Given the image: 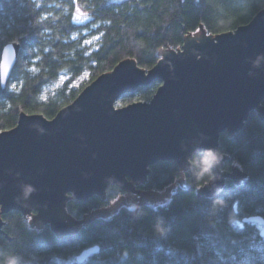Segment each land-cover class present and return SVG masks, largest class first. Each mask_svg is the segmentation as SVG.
<instances>
[{"label": "trees", "instance_id": "obj_1", "mask_svg": "<svg viewBox=\"0 0 264 264\" xmlns=\"http://www.w3.org/2000/svg\"><path fill=\"white\" fill-rule=\"evenodd\" d=\"M262 10L264 0H0V60L7 44H20L6 88L0 80V132L13 129L23 113L53 119L125 60L148 71L162 51L181 49L188 36L200 35L201 27L210 37L234 32ZM86 74L89 82L72 86ZM161 84L156 80L140 87L127 100L151 101ZM217 150L227 158L222 171L236 166L245 177L237 184L225 179L213 197L197 195L213 178H198L191 164L184 170L166 160L151 166L137 189L174 187L168 203H141L137 209L122 205L113 216L91 219L72 235L60 238L49 225L34 228L16 210L2 213L0 264L10 259L78 264L76 257L94 246L98 254L83 264H264L260 227L242 222L264 218V121L252 112L238 133L220 135ZM120 195L124 192L115 184L105 198L79 202L70 195L66 212L83 220Z\"/></svg>", "mask_w": 264, "mask_h": 264}, {"label": "water", "instance_id": "obj_2", "mask_svg": "<svg viewBox=\"0 0 264 264\" xmlns=\"http://www.w3.org/2000/svg\"><path fill=\"white\" fill-rule=\"evenodd\" d=\"M19 52L17 42L2 50L3 89ZM162 54L148 71L133 60L119 63L51 120L23 113L13 129L0 132V215L16 210L29 215L34 228L49 225L60 238L75 234L81 221L66 212L70 195L79 202L105 198L112 184L131 193L159 161L186 170L194 155L217 150L221 134L242 130L252 112L264 121V10L234 32L210 37L201 27L181 49ZM156 80L162 84L150 102L116 106ZM226 161L223 156L198 196H215L225 179H244L237 167L222 171ZM242 222L257 224L264 238L263 217ZM98 252V246L85 249L75 261L83 264Z\"/></svg>", "mask_w": 264, "mask_h": 264}, {"label": "rangeland", "instance_id": "obj_3", "mask_svg": "<svg viewBox=\"0 0 264 264\" xmlns=\"http://www.w3.org/2000/svg\"><path fill=\"white\" fill-rule=\"evenodd\" d=\"M192 37H194V35ZM165 51H167V50H165ZM165 51H162L160 53L161 57H163L162 53L165 52ZM89 80H90V76H89V74H86V75L82 76L81 78H79L77 81H75L72 84V86L75 87L76 89H78V87L82 86L86 82H89ZM64 82L65 81H61L57 85H53V86L49 87L47 93L55 92V90H57L61 86V84L64 83ZM127 97H128V95L127 96H123L122 98H120L117 101L116 106L117 107H123V106H126L128 104H131L132 102L128 101ZM122 100H124V101H122ZM134 102H138V101L135 100ZM235 167L236 166H234L233 168H235ZM173 188L174 187H171V188H169V189H167V190H165L163 192H147L145 194L146 199H143V200H145L143 202L144 203H150V204H153V205L166 204L170 200L171 191H172ZM136 198H138L137 196H135V200L138 201ZM122 205H128V206L133 207L135 209H137L138 206H139L136 203H128V199L125 197V195H120V197L117 198L116 200H114L107 208H104L102 210L100 209V210L94 211V212L90 213L89 215L85 216L83 218V220H79L81 222H80V225H78V228L82 226L81 225L82 223L85 224V223L89 222L91 219H94V218H97V217L109 218V217L113 216ZM27 218L29 220V223L32 226V223H31L29 215H27Z\"/></svg>", "mask_w": 264, "mask_h": 264}, {"label": "clouds", "instance_id": "obj_4", "mask_svg": "<svg viewBox=\"0 0 264 264\" xmlns=\"http://www.w3.org/2000/svg\"><path fill=\"white\" fill-rule=\"evenodd\" d=\"M223 155L218 150L206 149L203 154L197 155L190 160L193 171L198 178L208 176L210 179L214 178V170L221 165ZM32 191L29 188L26 194ZM217 203L223 204L224 201L220 200ZM8 264H17L15 259H10Z\"/></svg>", "mask_w": 264, "mask_h": 264}, {"label": "flooded vegetation", "instance_id": "obj_5", "mask_svg": "<svg viewBox=\"0 0 264 264\" xmlns=\"http://www.w3.org/2000/svg\"><path fill=\"white\" fill-rule=\"evenodd\" d=\"M261 105H264V102L261 104ZM137 183L134 184L133 186L135 187V190L131 193H128V192H124V195L127 199H131V200H135V196H137L138 198H136L138 201L136 202L137 205H140L141 203H144L143 201L145 200H140L141 199V195L139 194V192L143 193V197L144 195L146 194L145 192L137 189ZM136 192V193H135Z\"/></svg>", "mask_w": 264, "mask_h": 264}, {"label": "snow or ice", "instance_id": "obj_6", "mask_svg": "<svg viewBox=\"0 0 264 264\" xmlns=\"http://www.w3.org/2000/svg\"><path fill=\"white\" fill-rule=\"evenodd\" d=\"M88 43H91V41H88Z\"/></svg>", "mask_w": 264, "mask_h": 264}, {"label": "bare ground", "instance_id": "obj_7", "mask_svg": "<svg viewBox=\"0 0 264 264\" xmlns=\"http://www.w3.org/2000/svg\"><path fill=\"white\" fill-rule=\"evenodd\" d=\"M146 102H150V101H146Z\"/></svg>", "mask_w": 264, "mask_h": 264}]
</instances>
